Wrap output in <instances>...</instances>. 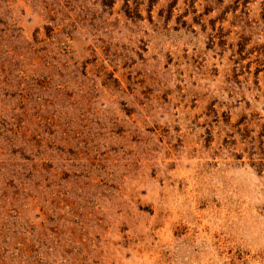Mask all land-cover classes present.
Listing matches in <instances>:
<instances>
[{"label":"rangeland","instance_id":"1","mask_svg":"<svg viewBox=\"0 0 264 264\" xmlns=\"http://www.w3.org/2000/svg\"><path fill=\"white\" fill-rule=\"evenodd\" d=\"M0 264H264V0H0Z\"/></svg>","mask_w":264,"mask_h":264}]
</instances>
